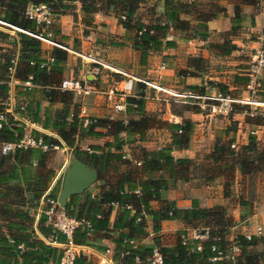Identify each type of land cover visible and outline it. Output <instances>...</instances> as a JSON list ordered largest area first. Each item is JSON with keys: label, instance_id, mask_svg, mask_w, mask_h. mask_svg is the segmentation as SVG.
<instances>
[{"label": "trees", "instance_id": "16d2710c", "mask_svg": "<svg viewBox=\"0 0 264 264\" xmlns=\"http://www.w3.org/2000/svg\"><path fill=\"white\" fill-rule=\"evenodd\" d=\"M74 0H0V19L25 29L31 33L46 35L56 32L51 28V23L46 30L41 31L40 24L34 19L24 15L26 6L30 4H46L50 8L52 16H57L61 11L73 9ZM80 2L81 22L85 26H90L93 21V14L99 12L107 14L112 12L121 23L125 30H132L131 47L139 52L140 62H143L150 52L160 51L163 47H174L175 41L166 39V32L170 27L178 29L191 37L204 39L207 36L206 20L211 13L201 12L196 9L192 2L182 3L178 0H162L164 22L144 24L134 19L138 0H78ZM179 13L190 14L196 23L190 25L189 21L180 19ZM123 15L124 19L120 16ZM75 18V15H72ZM241 15L235 9L230 17L229 32H234L241 22ZM189 32V33H188ZM264 33V28L263 31ZM19 37V54L15 67L14 78L25 80L30 76L33 86H49L47 90H42V96L49 103L58 102L60 107L55 111L50 128L53 129L61 138L64 144L70 149L72 156L85 165L97 170L99 182L108 185V189L102 190L97 196L90 197L85 193L82 201L78 200V195L73 194L68 197L63 210L66 214L85 219L89 226L81 224L72 232L71 240L74 244L95 246L98 250L105 247L94 245L106 233H113L111 237L114 243L112 261L115 264H151L148 260L152 249L156 248L162 258L161 264H232L233 262L225 259H214L215 252L210 247L223 249L227 245L226 230L230 225V219L226 215V208L223 205L211 207H199L192 201L189 207H177L175 203L165 197V192L172 188L176 181H187L190 176L191 159L188 157H174L171 154L173 149L187 148L190 135L193 129L192 121L183 119L179 123H167L170 130V141L167 145L157 149L146 150L138 146L139 153L134 158L122 157V147L132 145L135 138L143 140L146 132L150 128L160 127L163 123L155 115L148 114L143 109L145 86L135 82L132 92L125 97V111L135 115L129 117L126 122L110 121L94 118L95 121L83 126L76 117L78 112L77 104L72 100L73 95L70 91L57 88V82L50 77L47 80V73L51 70L59 71L58 63L65 60L67 51L53 46L50 50V67L41 65L43 58L40 56V40L30 34L17 32ZM10 35L0 31V38L7 39ZM223 54L229 53L234 49V45L223 42L220 45ZM10 55L4 56L0 62V110L5 109L3 103L7 94V76L11 67ZM177 75L182 71H177ZM246 76L236 75L233 81L237 84H245ZM208 85L223 94H230L227 85L220 82H208ZM196 91L195 86L189 87ZM32 87L16 89L15 94L25 97L31 96ZM204 92L203 88L197 89ZM32 99H25L24 104H15V110L23 117L33 122H39L37 115L39 103L32 104ZM182 109H190L186 105H181ZM245 106L232 105L231 114L244 111ZM17 121L7 114V119L0 126V141H12L22 134L21 125L17 126ZM42 127L47 128L46 122L42 121ZM97 128L110 130L111 140L102 145H91V152L83 150L75 145V139L82 137H100L104 133ZM122 132L123 135H119ZM227 134V129H225ZM34 136H39L43 142H56L50 136L32 130ZM233 135V134H232ZM226 141H215L212 145L209 157L212 158L216 173L209 174L205 171L204 177L207 181L213 180L220 175L219 169L236 167L242 175L253 174L254 172L264 171V153L251 155L256 151L255 136L247 134L246 143L241 149L234 153L229 145L233 142V136ZM76 138H75V137ZM105 147V148H104ZM25 149L15 150L18 153L29 151ZM47 151L38 150V164L41 166L47 156ZM224 159L223 164L220 160ZM133 160L139 162L138 165ZM218 166V167H217ZM106 169H122L115 175V180L111 183L102 180V175L106 174ZM51 176V175H50ZM47 183V181H46ZM15 189L6 187V191L1 194L14 193ZM41 189L38 191V194ZM227 182L222 185L223 197L229 196ZM57 189L52 187L48 195L56 198ZM239 215H244L250 211V202L238 197ZM1 199V198H0ZM156 202V207L151 203ZM112 203L116 205V213L111 227L107 226ZM6 211V213H4ZM11 211L9 201L0 202V214L7 218ZM143 212L149 219L151 227V239L149 242L141 241L146 236V220L136 221L135 217ZM16 221L0 220V264H55L60 255V248L44 243L35 233L31 226L32 218L25 213L14 212L12 216ZM165 220H178L191 227H207L209 237L201 241L198 251H189L191 245L180 243L178 231L174 243L165 245L160 242L159 231L161 222ZM4 228V230H3ZM37 231L49 241L62 243L65 238L59 232L53 230L45 223L44 215L40 214L36 222ZM137 241L134 243V240ZM9 240H12L10 242ZM131 240V241H130ZM236 244L239 253L235 261L237 264H264V240L261 236L251 235L246 239L243 235L237 234ZM22 243V248H17V244ZM261 245L260 249L255 250V246ZM234 261V262H235ZM74 264H88L81 254L75 258Z\"/></svg>", "mask_w": 264, "mask_h": 264}, {"label": "crops", "instance_id": "0c3cea01", "mask_svg": "<svg viewBox=\"0 0 264 264\" xmlns=\"http://www.w3.org/2000/svg\"><path fill=\"white\" fill-rule=\"evenodd\" d=\"M182 3L192 2L197 10L205 13H211V17L205 22L207 29V36L204 39L191 37L190 34H186L178 29L170 27L166 32V39L175 41L174 47H163L160 51L150 52L143 62H140L139 52L131 47V35L132 30H125L119 19L112 13L101 14L96 12L93 14V21L90 26H85L80 18V2L74 0L72 2L73 9L61 11L57 16H52L51 28L56 30L48 36V39L59 43L66 47L67 55L65 60L58 63L59 71L51 70L47 73V80L49 77L56 81L57 84L62 79L70 78L73 74L71 65L73 63V57L71 51L74 50L78 53L91 57L98 61L95 63L87 59L83 62L78 70V73L73 78L83 79L93 88V92L89 93H102L104 94L109 87H111L116 81H119L121 75L116 73V69L125 71L135 76L143 77L149 81L157 83L165 88H169L176 91H194L203 88L205 94H211L215 88L208 85V82H220L227 85L230 96H235V90H241L242 94L247 93L243 84H237L233 81L234 76H244L246 67L245 59L251 52L252 48L258 46H264V0H178ZM237 10L241 15V22L238 28L234 32H229L230 29V17L233 15L234 10ZM75 15L73 18L72 15ZM179 18L189 21L190 25H194L196 21L190 14L179 13ZM134 19L144 23L164 22L165 16L163 13L162 0H138L137 8L135 10ZM47 26H41L40 30H46ZM1 31V30H0ZM189 33V32H188ZM7 39L0 38V62H2L4 56L10 55V61H12V68L8 74L7 94L4 97L3 103L6 111L13 110L16 117L13 119L17 121V126H24L23 122H29L33 126V130L50 136L56 141H62L57 133L50 128L55 111L60 107V103H49L42 96V90H47L49 86H33L30 97L15 94L16 89H21V82L14 78L15 67L17 63V57L19 54V37L17 32L9 34ZM223 42L234 45L229 53L223 54L220 45ZM54 45L47 42L40 41V56L44 59L45 67H50L49 59L50 50ZM63 49V48H62ZM122 54V57H117L116 54ZM75 54V53H74ZM163 64L164 69L160 70L159 65ZM97 68L98 72L94 73V69ZM105 68H111L114 71H107ZM182 71V74L177 75V71ZM107 72V73H106ZM114 72V73H113ZM155 73V75H154ZM99 78L102 82L106 81L109 84L106 85L104 91L97 90L98 87H105L101 85L97 80ZM156 80V81H155ZM97 85V86H95ZM195 86V90H191L189 87ZM58 88V87H57ZM97 91V92H95ZM257 98L264 100V82H262L260 88L257 90ZM145 97L143 109L146 113L155 115L161 121L167 123H179L183 119H188L193 123V129L190 135L189 144L187 148L173 149L171 154L174 157H190L189 146L193 142H199L200 140L209 139V143L213 145L215 141H226L230 135L224 136V131L229 120L236 121V126L240 125L242 112H234L228 116L226 115H214L209 110H190L176 108L173 110L170 106V102L164 100L162 97L155 96L154 91L151 92L150 88L145 87ZM84 95L74 96L73 101L77 104L78 109L83 108L85 112L92 117L103 120H114V113L119 116V120L126 122L123 118L127 112L124 110L115 111L112 109L111 104L99 95ZM92 97V98H90ZM158 98V99H157ZM25 99H32V104L36 101L39 103V109L37 115L39 116V122H33L26 117L21 116L15 110V104H24ZM156 100L162 101L158 102ZM164 101V103H163ZM57 104V106L55 105ZM113 112L110 113V110ZM247 109V106H245ZM122 115V117H121ZM42 121L46 122L47 128L42 127ZM218 124V125H217ZM215 127L218 130H214ZM104 133L100 137L94 138L95 145H102L106 141L111 140V135L105 133V128H97ZM162 126L156 128H150L146 132V136L143 140L135 138V145L145 148L146 150L157 149L164 145H167L170 141V130H168V137L163 133ZM221 130V132H219ZM223 130V131H222ZM239 129L234 133L233 142L238 141ZM222 133V136L219 135ZM119 135H123L120 132ZM164 136L166 138H164ZM75 137V136H74ZM76 138V137H75ZM84 138L75 139V145L78 141ZM243 143L247 136L241 135ZM63 142V141H62ZM164 142V143H163ZM167 142V143H166ZM2 142L0 141V144ZM64 143V142H63ZM64 146V145H63ZM128 144L122 147V152L127 150ZM68 148L62 147L59 152H63ZM105 148V147H104ZM29 151L18 153L15 156V152L11 151L7 154L0 153V202L9 201L11 211H7V214L12 216L14 212L25 213L27 217L32 218V228L34 233L46 244L57 246V242L49 241L44 238L36 229V222L41 214L40 197L43 193L49 192L52 187L57 189L56 199L60 191L62 177L67 163L70 161L71 152L68 148L63 158L62 164L57 167H50V153L53 152L55 158L57 157L56 151H47V156L44 159V163L41 166L38 164V150L36 147H29ZM127 154V153H123ZM128 156V154H127ZM135 156L132 155L131 159ZM136 161V160H133ZM48 164V165H47ZM200 168V166H199ZM122 169H106V174L102 175V180L111 183L115 180V175ZM204 169H190V178L187 181H176L174 186L165 192V197L175 203L177 207L186 208L189 207L192 201H195L199 207H211L214 205H225L228 197H223L221 187L216 181L217 177L213 180L207 181L204 177ZM98 174V172H97ZM51 175V176H50ZM99 175V174H98ZM99 177V176H98ZM47 181V183H46ZM99 178L92 183L87 189L78 193V200L82 201L85 193L90 197L97 196L102 190L108 189V185H102ZM6 187L14 188V193L1 194L6 191ZM41 192L38 194V191ZM68 199V198H67ZM152 207H156L157 203L152 202ZM239 205L233 211L234 216H238V223L243 221L252 222L250 228L240 226L235 234L253 233L255 226L259 225L256 222L264 221V209L259 211L250 210L244 215H239ZM6 213V211H4ZM116 213V205H112L108 218L107 226L111 227L112 221ZM5 218L2 213L0 214V220L2 218L7 221H16L13 217ZM147 226L145 227L146 236L141 238V241L149 242L151 239V227L149 219H146ZM236 226V225H235ZM233 226V227H235ZM260 226V225H259ZM189 227L188 224L178 220H165L161 222V228L158 233L160 242L165 245H171L175 242L178 231H182L184 228ZM4 230V228H3ZM5 231V230H4ZM232 233V232H231ZM230 233V234H231ZM107 236L99 238L97 241H93L94 245L105 247L104 250H98L95 246L80 245L81 248L78 254L84 257V260L88 264H115L112 261V254L114 243L111 237L113 233H106ZM261 236L264 240V232H261ZM173 239V240H172ZM131 241V240H130ZM137 241L134 240V243ZM257 246H255L256 250ZM95 259L96 262H93ZM232 264H237L233 262Z\"/></svg>", "mask_w": 264, "mask_h": 264}, {"label": "built area", "instance_id": "2783aa9c", "mask_svg": "<svg viewBox=\"0 0 264 264\" xmlns=\"http://www.w3.org/2000/svg\"><path fill=\"white\" fill-rule=\"evenodd\" d=\"M24 15L27 18L34 19L37 24L41 26H47L52 21V14L50 13V8L46 4H30L26 6L24 10ZM124 19V16H120ZM0 30L11 34L13 32H24L32 35L40 41L47 42L51 45L66 49L63 45L56 43L48 39L49 33L46 35H41L39 33H31L25 29H22L16 25L8 23L0 19ZM79 56L86 57V59L99 63L95 59L78 53L74 50H70ZM52 59L50 58L49 61ZM12 63V61H11ZM247 66L244 71V75L247 80L244 84V89L247 91L245 97L230 96L228 94H223L218 90H214L211 94H205L201 92L194 91H176L173 89L165 88L157 83L149 81L143 77L135 76L125 71L116 69V73L123 76L119 81H116L111 87L107 89L104 93L105 99L111 104V107L115 111L124 110L126 105L125 97L132 92L133 85L135 82L144 84L145 87L152 88L154 94L157 97L161 96L164 100L187 104L193 107L195 110H209V112L214 115H230L232 111L233 104H239L241 106H247V109L243 111L244 115L249 117H264V100L258 99L255 92L260 88L262 82H264V46H258L252 48L249 53V60L247 61ZM44 65V63H41ZM12 66L9 68L11 70ZM159 69L163 70L164 65L160 64ZM98 69H94V73H97ZM30 76L21 82L22 88L31 86ZM57 87L60 90H67L74 96H84L93 92V88L90 87L85 80L78 78H66L62 79ZM164 94V97H163ZM7 114L12 117H16L13 110L6 111V109L0 110V126L3 121L7 119ZM76 117L80 120L83 126L94 122L95 117L89 116L83 108H79ZM22 134L12 140L3 141L0 144V153L7 154L8 152L15 151L17 149H25L28 147H36L41 151L55 150L60 145H63L62 141L48 142L45 143L39 136H34L32 134L33 126L29 122H23ZM257 129H249L247 134L256 136ZM235 143L232 142L229 146L234 148ZM88 152H91L90 148H86ZM122 157H127V154H123ZM136 165L139 164L138 161H134ZM41 214L45 217V223L49 225L53 230L62 234L65 238L64 242L58 243L57 246L60 248V255L55 264H74L75 258L78 255V251L81 246L74 244L71 240L72 232L75 228L81 224L89 226V223L82 218H76L65 213L63 207L60 206L56 198L48 195L47 192L43 193L40 197ZM115 205V203H112ZM146 220V215L141 212L136 217V221ZM261 227L259 225L255 226L253 233L242 234L246 239H249L251 235H261ZM209 237V229L207 227H187L184 228L179 234V240L181 244L191 245L188 249L189 251H198L201 247V241ZM237 234L231 233L227 239V245L223 249L216 248L214 245L210 247L211 251L215 252V256L211 259H225L234 262L236 256L239 253V248L236 244ZM12 242V240H9ZM17 248H22V243L17 244ZM148 260L151 264H161L162 258L159 251L156 248L152 249Z\"/></svg>", "mask_w": 264, "mask_h": 264}, {"label": "rangeland", "instance_id": "374dc122", "mask_svg": "<svg viewBox=\"0 0 264 264\" xmlns=\"http://www.w3.org/2000/svg\"><path fill=\"white\" fill-rule=\"evenodd\" d=\"M3 31V30H1ZM4 32V31H3ZM7 33V32H6ZM252 51V50H251ZM71 56L73 57V63L71 65V69H73V74L72 77H78L76 76V74L78 73V70L80 69L81 64L84 61H87L86 57H82L79 56L77 54L71 53ZM117 57H122V54H116ZM83 61V62H80ZM249 60V55H247L245 61L247 63V61ZM244 64V66L246 67L247 64ZM107 69V71H114L111 68H105ZM107 73V72H106ZM114 73V72H113ZM155 75V73H154ZM123 76L119 77L120 79ZM101 85H104L105 87H98L97 90L100 91H104V89L106 88V85L109 84V82H102V80H100L99 78H97V80ZM156 81V80H155ZM97 86V85H95ZM174 89V88H172ZM150 91L153 92L154 90H152V88H150ZM97 92V91H95ZM241 90H235V96L236 97H245L247 95V93H241ZM258 91L255 92V94L257 95ZM99 95L102 99L104 94L102 93H92L89 94L90 95ZM158 98H161V96H157ZM164 97V94H163ZM92 98V97H90ZM157 98V99H158ZM158 102H162L159 100H156ZM170 102V101H168ZM164 103V101H163ZM57 106V104H55ZM181 105H186L189 106L187 104H180V103H176V102H170V106L172 107L173 110H176L175 107L180 108ZM238 106H241L239 104H237ZM190 107V106H189ZM243 107V106H242ZM193 108V107H190ZM110 110V108H107ZM243 110H245V108H243ZM242 112V111H241ZM110 113L113 114V112L110 110ZM114 120L111 121H118L119 120V116H117V114L114 113ZM122 117V115H121ZM129 117H135V115L132 114H126L123 118L127 119ZM101 119V118H100ZM241 121H240V125L236 126V121H232L231 119L229 120L228 124L226 125V129H227V134L224 133V136L230 135L231 132L234 133L237 131V129H239L238 132V141L235 142V147L231 148L229 146L230 149L233 150L234 153L238 152L242 145H244L246 143V140L243 143H240V141H243V139L241 138V135L243 134L244 137L247 136V131L249 129H257V133H256V138H255V146H256V151L252 152L251 155L255 156V155H260L261 152L264 153V117H249L247 115H242L241 116ZM218 125V124H217ZM160 126L163 127V133L165 134V136L168 137V130H167V122H165L163 120V123H160ZM214 130H218L217 127H215ZM223 131V130H222ZM221 132V130L219 131ZM105 133H110L109 129H106ZM219 135L222 136V133H220ZM164 136V138H166ZM95 139L94 138H84L81 139L80 141H78L77 146L83 150H85L87 147L89 148L91 145H95L94 143ZM209 139H204V140H200L199 142H193L190 146V159H191V169H204L205 171H208L209 174L212 173H216L218 170L216 169V165L214 164V161L212 158L209 157V154L211 152L212 149V144L209 143ZM164 143V142H163ZM167 143V142H166ZM64 146H66L63 143ZM63 145H60L57 149H53L52 151H56L57 153V157L55 158L54 153L49 152L50 153V162H49V166L50 167H54L57 168L59 167L62 162H63V158L65 157V154L67 151L64 150L63 152H59V150L64 147ZM138 146L140 144H137ZM135 144L129 145L127 147V150H125V152H121V153H127L129 157H132V155L137 156L139 153L138 147ZM68 152H70L68 150ZM262 155V154H261ZM70 158H74L72 155H70ZM224 159L220 160V164H223ZM69 162L67 163L68 166ZM48 165V164H47ZM66 166V167H67ZM200 166V168H199ZM218 167V166H217ZM220 170V175L217 177L216 181L218 182V184L221 187V192H222V185L223 182L226 181L227 182V187L229 190V196L226 200V203L224 205V207L226 208L225 213L226 215L229 217V221H230V225L227 228V234L226 237H229L230 233L238 231V229H240V226H244L246 228H250L251 224H253L252 222L249 221H243L241 224L236 222V220L238 219V216H234V209L236 207V204L238 202V197L245 199L246 201L250 202V210H254V211H259L260 209H264V171H258V172H254L253 174H247V175H242L239 171V169H237L236 167H231V168H224V169H219ZM256 224H259L261 227V230L264 232V221H260V222H256ZM236 225V226H235ZM191 226V225H189ZM197 227H201L200 224L196 225ZM235 226V227H233ZM173 240V239H172ZM261 245L257 246V249H260ZM93 262H96L95 259H92Z\"/></svg>", "mask_w": 264, "mask_h": 264}, {"label": "water", "instance_id": "95a60500", "mask_svg": "<svg viewBox=\"0 0 264 264\" xmlns=\"http://www.w3.org/2000/svg\"><path fill=\"white\" fill-rule=\"evenodd\" d=\"M98 178L97 170L85 165L76 158H71L64 170L57 202L64 207L66 200L73 194L87 189Z\"/></svg>", "mask_w": 264, "mask_h": 264}]
</instances>
